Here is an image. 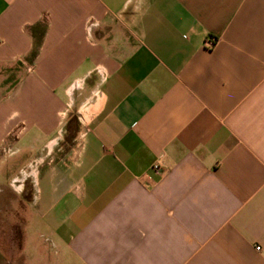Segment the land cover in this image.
I'll return each instance as SVG.
<instances>
[{
  "label": "crops",
  "instance_id": "crops-1",
  "mask_svg": "<svg viewBox=\"0 0 264 264\" xmlns=\"http://www.w3.org/2000/svg\"><path fill=\"white\" fill-rule=\"evenodd\" d=\"M4 200L28 264H264V0H0Z\"/></svg>",
  "mask_w": 264,
  "mask_h": 264
},
{
  "label": "rangeland",
  "instance_id": "rangeland-1",
  "mask_svg": "<svg viewBox=\"0 0 264 264\" xmlns=\"http://www.w3.org/2000/svg\"><path fill=\"white\" fill-rule=\"evenodd\" d=\"M8 201L4 200V208L0 213V264H28V252H24L23 247L21 251L22 233L19 226L24 213L19 206H13L14 215L4 210Z\"/></svg>",
  "mask_w": 264,
  "mask_h": 264
},
{
  "label": "built area",
  "instance_id": "built-area-1",
  "mask_svg": "<svg viewBox=\"0 0 264 264\" xmlns=\"http://www.w3.org/2000/svg\"><path fill=\"white\" fill-rule=\"evenodd\" d=\"M215 42H216V40H214V39H210V40H208V41L206 42V45H207V46H213V45L215 44ZM153 170H154V171H159L158 166H157V165H154V166H153ZM257 250H258V248H257Z\"/></svg>",
  "mask_w": 264,
  "mask_h": 264
}]
</instances>
